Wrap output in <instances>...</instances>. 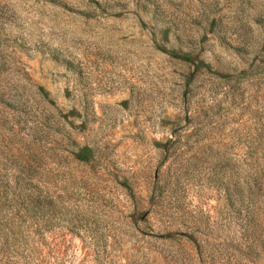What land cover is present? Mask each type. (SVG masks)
I'll list each match as a JSON object with an SVG mask.
<instances>
[{
  "label": "rangeland",
  "instance_id": "rangeland-1",
  "mask_svg": "<svg viewBox=\"0 0 264 264\" xmlns=\"http://www.w3.org/2000/svg\"><path fill=\"white\" fill-rule=\"evenodd\" d=\"M0 264H264V0H0Z\"/></svg>",
  "mask_w": 264,
  "mask_h": 264
}]
</instances>
